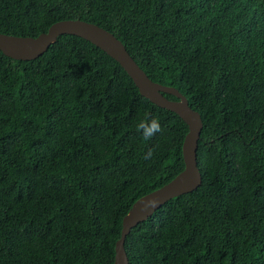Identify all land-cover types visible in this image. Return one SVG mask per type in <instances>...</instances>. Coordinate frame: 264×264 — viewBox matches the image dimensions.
Returning <instances> with one entry per match:
<instances>
[{
  "label": "trees",
  "instance_id": "obj_1",
  "mask_svg": "<svg viewBox=\"0 0 264 264\" xmlns=\"http://www.w3.org/2000/svg\"><path fill=\"white\" fill-rule=\"evenodd\" d=\"M61 18L114 33L202 118L201 184L131 228L129 264H264V0H0V32ZM146 114L164 131L144 142ZM187 131L82 37L0 49V264H113L122 217L183 169Z\"/></svg>",
  "mask_w": 264,
  "mask_h": 264
},
{
  "label": "water",
  "instance_id": "obj_2",
  "mask_svg": "<svg viewBox=\"0 0 264 264\" xmlns=\"http://www.w3.org/2000/svg\"><path fill=\"white\" fill-rule=\"evenodd\" d=\"M62 34L76 35L98 46L123 67L143 96L158 106L177 113L188 126L182 144L183 169L169 182L138 198L122 217L120 236L115 242L113 264H129L124 241L131 228L150 217L169 199L191 192L201 184L202 176L196 151L203 127L202 118L189 105L185 95L175 87L153 81L134 60L123 42L114 33L96 23L79 18H61L36 36L0 32V49L13 58L32 59L44 53ZM165 93L177 99H169Z\"/></svg>",
  "mask_w": 264,
  "mask_h": 264
},
{
  "label": "clouds",
  "instance_id": "obj_3",
  "mask_svg": "<svg viewBox=\"0 0 264 264\" xmlns=\"http://www.w3.org/2000/svg\"><path fill=\"white\" fill-rule=\"evenodd\" d=\"M134 130L140 135L144 142L152 140L157 135V133H162L164 131L160 118L158 116H149L147 114L144 116V118L139 119L135 123ZM153 155L154 149L144 153L142 158L145 161H149L152 159Z\"/></svg>",
  "mask_w": 264,
  "mask_h": 264
}]
</instances>
